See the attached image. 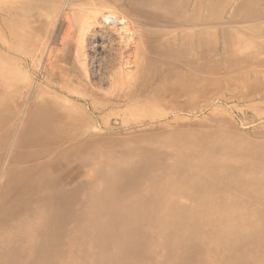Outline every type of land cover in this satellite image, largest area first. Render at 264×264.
Listing matches in <instances>:
<instances>
[{
	"label": "rangeland",
	"instance_id": "obj_1",
	"mask_svg": "<svg viewBox=\"0 0 264 264\" xmlns=\"http://www.w3.org/2000/svg\"><path fill=\"white\" fill-rule=\"evenodd\" d=\"M259 1L221 0L210 9L212 1L205 0L201 15L193 18L194 0H189L181 18L168 16L163 9H153V19L149 21L145 11L127 9L125 0H103L102 4H96V0L95 3L91 0H63L61 3L0 0V115H3L0 124H12L16 132L33 95L43 99L46 93L49 95L57 88L54 84L60 83L83 94L90 103L89 108L81 104L79 112L72 114L75 123L72 121L71 128L79 138L69 140L61 148L72 143L78 148L87 147L91 143V182L101 175L103 162L135 158L134 162L140 167L145 164L158 167V160L171 161V157L154 153L166 147L171 151L192 143L194 150L204 158L205 164L190 173L154 178L143 175L136 190L128 189L126 179L120 193L112 192L100 204L101 208L118 205V199L126 205L140 199L143 201H136V206L168 205L182 211L196 206L213 207L217 204L165 201L180 202L185 198L178 189L189 180L202 184V193L187 194L190 200H210L215 190L233 192L222 178L210 174L208 166L233 163L240 156L235 152L238 148H243L244 154L257 155L264 147V46L249 56L246 53L241 56L235 43L241 33L248 40L264 42V26H239L264 15V10L258 8ZM58 5L59 9L54 12ZM261 6L264 7V3ZM76 14H85L87 18L76 21L73 16ZM158 28L173 32L179 43L184 39L182 34L188 33L185 38L188 47L184 50L181 43L180 52L184 50L188 59L198 54L191 67L203 69L205 72L197 79L208 84H201L199 92L190 87L187 94L178 95L174 101L144 108V97L156 92L164 83L163 76L155 80L146 74L149 52L142 47L143 58L139 60L135 54L140 46L138 39L136 47L129 49L128 43L134 32ZM90 31L95 32L96 38L86 36ZM199 33L203 46L196 38ZM185 58L179 56L181 62ZM201 58L209 63V68L200 67ZM179 69L183 71L182 67ZM167 78L175 80L171 74ZM175 87L179 89V85ZM91 102L97 107L96 111L92 112ZM173 107L176 112L169 116L173 119L161 125L159 112ZM65 121H60L61 126L66 127ZM171 129H181L182 136L176 138ZM226 154H231V158L226 159ZM186 163L190 160L183 161ZM79 169L83 173L78 180H83L90 165L81 163ZM152 173L156 175L158 171ZM91 193H95L94 190ZM85 195L82 190L80 197ZM157 201L162 204L155 203ZM157 259L162 261L157 254L145 263L153 264ZM223 263L212 261L210 264Z\"/></svg>",
	"mask_w": 264,
	"mask_h": 264
},
{
	"label": "bare ground",
	"instance_id": "obj_2",
	"mask_svg": "<svg viewBox=\"0 0 264 264\" xmlns=\"http://www.w3.org/2000/svg\"><path fill=\"white\" fill-rule=\"evenodd\" d=\"M39 1L44 3L45 0ZM61 1L54 0V3ZM125 1L127 9L145 11L149 21L153 19V9H163L168 16L181 18L189 2ZM204 1L194 0L193 18L201 15ZM211 1L210 9L221 0ZM102 3L103 0H96V4ZM57 8L59 5L54 7V12ZM73 16L76 21L87 18L85 14ZM87 35L96 38L95 32ZM187 35L182 34L184 39L180 43L173 32L160 28L131 35L128 48L136 47L137 42L140 44L138 52L135 51L136 58H143L142 47L149 52L146 74L155 80L162 75L164 82L153 95L144 97L142 107H157L187 94L190 87L199 92L202 85L208 84L197 79L205 71L191 67L198 54L188 59L183 53L188 47ZM200 37L201 33L196 38L203 46ZM256 41L246 39L241 33L236 37V49L239 46V54L249 56L264 46V42ZM181 43L184 50L180 52ZM179 56L186 58L181 62ZM199 63L200 67L209 68V63L202 58ZM168 74L174 75L175 80L167 78ZM54 85L57 88L49 95L46 93L43 99L33 95L16 132L12 124H0V264H75L77 260H80L77 264H146L147 259L157 254L162 261L157 259L153 264H210L212 261L264 264V147L257 155L244 154L243 148H238L235 152L240 156L233 163L208 166L210 174L222 178L233 192L215 190L210 200H190L187 194L202 193V184L189 180L178 189L186 199L165 201L170 204L216 203L213 207L196 206L182 211L168 205L136 206L143 201L140 199L126 205L118 199V205L101 208L100 204L112 192L120 193L126 179L128 189H135L143 175L154 178L190 173L205 164L204 158L198 155L192 143L171 151L166 147L154 153L171 157V161L158 160V167L149 164L140 167L134 162L135 158L103 162L101 175L91 182V143L87 147L78 148L72 143L61 148L78 137L71 128L74 126L72 114L79 112L81 104L89 108L90 103L83 94L60 83ZM91 110H97L93 102ZM175 112L176 107L160 111L161 125L173 119L169 116ZM64 119L66 127L60 124ZM171 131L176 138L183 134L181 129ZM49 156L52 158L48 159ZM225 158L230 159L231 154H226ZM186 159L190 160L189 164H183ZM81 163L90 165V169L84 172L85 179L78 180L83 173L79 169ZM95 167L97 171L98 165ZM154 171L158 173L155 175ZM82 190L86 194L83 198L80 197ZM93 190L95 193H91Z\"/></svg>",
	"mask_w": 264,
	"mask_h": 264
},
{
	"label": "crops",
	"instance_id": "obj_3",
	"mask_svg": "<svg viewBox=\"0 0 264 264\" xmlns=\"http://www.w3.org/2000/svg\"><path fill=\"white\" fill-rule=\"evenodd\" d=\"M232 3H235L236 1H239V0H231ZM264 3V0H260L259 3H258V8L262 11L264 10V7L261 6V4ZM233 6V5H232ZM240 19V18H239ZM263 20V21H262ZM242 22V21H241ZM245 24L244 25H239V26H250V25H253V24H257V25H260V26H264V15H259V16H256L254 19L252 20H248V21H244ZM210 27V26H209ZM212 27V26H211ZM171 28V27H170ZM172 29V28H171ZM211 29V28H210ZM213 30V29H211ZM194 31V30H193ZM247 34H250V33H247ZM260 35H263V31Z\"/></svg>",
	"mask_w": 264,
	"mask_h": 264
}]
</instances>
